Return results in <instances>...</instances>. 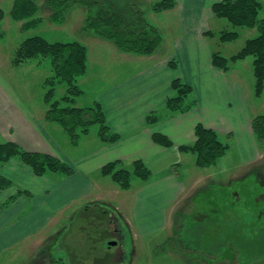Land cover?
I'll use <instances>...</instances> for the list:
<instances>
[{"label": "crops", "instance_id": "1", "mask_svg": "<svg viewBox=\"0 0 264 264\" xmlns=\"http://www.w3.org/2000/svg\"><path fill=\"white\" fill-rule=\"evenodd\" d=\"M175 1L173 10L162 13L166 16L174 13L171 18H178L177 29L168 34L162 25L154 24L163 38L155 55L143 57L124 53L111 42L103 41L114 52L120 53L125 65L118 68L111 81L105 82L104 89L92 102L102 106L110 130L120 136L118 142L104 143L96 135L99 142L91 143V148L75 154L76 157L74 154L67 157L51 139L53 149L42 148V153L53 155L72 167L74 172L71 175L48 172L39 176L18 157L0 164V178L9 185L0 188L1 264L16 260L23 249L32 252L35 258L48 241L56 243L55 236L44 233L59 220V214L73 210L71 224L75 225L74 218L81 207L100 211L107 218L112 212V215L116 214L118 220L127 226L129 238L132 237L131 241L128 240L132 250V245L146 241V236L166 231L170 224L173 226L175 216L183 207V193H191L200 184L194 183L188 191L178 180V169L187 156L179 147L194 144L198 124L216 131L219 138L221 134L227 137L240 135L239 143H248L249 147L258 142L251 127L253 118L247 115L241 76L234 70L228 76L231 69L224 71L213 65L214 51L208 39L214 40L215 36L206 33L213 32L212 24L215 26L214 22L221 20L212 12V6L221 0ZM260 1L264 4V0ZM13 2L0 0V8L11 9ZM171 62L177 64L176 69L170 66ZM82 78V81L89 79L87 74ZM176 79L193 89L190 98L195 105L185 113L167 108L168 99L174 95L172 84ZM29 96L13 91L8 86V78L0 75V144L18 142L26 148L22 143H27L28 137L34 135V142L39 136L50 140L48 133L41 132L44 129L39 123L48 106L46 104L45 110L37 113L32 104L24 101ZM150 116H156L157 121L148 123ZM47 123L53 124L52 135L55 136L60 126ZM155 133L167 136L174 145L166 148L154 143L152 136ZM78 145L72 146L78 148ZM256 157L254 151L246 152L244 161L250 163ZM137 160L148 167L151 177L148 181L137 178L136 185L132 183L129 190L120 189L110 177L102 174V168L110 162L120 161L123 167L131 166L133 170L132 164ZM189 199L186 198V202ZM106 221L101 224L109 231L113 225L106 224ZM85 222L79 226H87ZM126 242L125 239L123 260L118 261L117 246L104 250L94 243L91 254L95 256H87L79 253L76 247L70 249V245H74L71 241H63L57 264H97L101 256H104L103 260L110 258L112 262L107 264H132L135 256L133 253V258L130 257ZM54 254L49 250L40 252V264H54Z\"/></svg>", "mask_w": 264, "mask_h": 264}, {"label": "rangeland", "instance_id": "2", "mask_svg": "<svg viewBox=\"0 0 264 264\" xmlns=\"http://www.w3.org/2000/svg\"><path fill=\"white\" fill-rule=\"evenodd\" d=\"M134 1L145 10L146 19L151 25H162L163 30H166L168 34L171 30L177 29L178 18L176 20L171 18L174 17V13L171 12L166 16L151 10V4L160 0ZM38 2L43 5L45 0H38ZM0 9L6 14L0 24V75L8 78V86L16 93L30 95L28 100L24 101L32 104V109L37 110V113L45 110V93L48 87L44 83L52 73L49 59H37L18 68L13 66L14 49L26 38L39 35L51 42L79 41L87 47L89 58L87 76L89 79L86 81H82V77L78 79L84 94L77 99L79 104L77 106H91L96 94L104 89L105 82L111 81L118 68L125 65L120 53L114 52L107 43L103 42V39L93 32L89 33L84 30L87 14L81 7L74 8L62 25L52 24L48 19L50 12L41 11L38 17L42 18V23L36 27L37 29L30 31L23 29L24 22L12 20L9 7L5 6ZM263 15L262 12L260 17ZM214 24L215 26L212 24V31L215 37L214 40L208 39L209 44L214 52L221 51L226 57L237 54L246 40L257 34L255 30L233 28L226 20H219ZM225 29L239 32V39L232 43L222 44L219 40V32ZM252 61L253 58L249 57L233 64L232 71H229L227 75L231 76L235 71L241 76L246 92L247 115L254 118L264 115V93L260 98L255 96ZM56 89V99H59L65 87L60 85ZM47 122L44 114L39 122L44 132L40 131L43 134L48 133L49 141L39 136L34 142L33 138L36 139L34 135L33 138L28 137L27 143H22L26 144V148L18 142L15 144L27 152H31L30 149L34 148L38 150H32V152L42 153L44 152L41 151L42 148L51 147L53 149L54 145L51 144V139H53L65 156L70 157L74 154L73 156L76 157L75 154L91 148V143L99 142L96 136L99 125L92 126L90 134L82 136L76 148L72 146L68 135L60 130L59 126L57 127L60 129L57 128L55 136L52 135L54 126ZM238 136L220 135L222 142L227 144L229 149L226 155L210 168H198L195 164L196 155L186 154L181 168L178 169V180L184 183L183 187L188 191L193 188L194 183L199 182L200 184L196 190L192 189L191 193H183V207L179 210L178 217L175 216L173 226L170 224L166 231L161 230L154 235L146 236V241H139L138 245H132L131 250L128 240L131 241L132 237L129 238L128 230H125L126 246L130 257L133 258V253L135 256L132 264H245L247 256L251 257L250 259L264 258V141L256 142L253 147H249L248 143H239V139L242 138ZM7 143L10 142L5 144ZM251 151H254L257 157L252 162L246 163L244 154ZM130 167L125 168L131 171ZM136 181L137 178L132 177L134 186ZM187 195L190 199L186 202V198H189ZM119 197L116 196V198ZM127 210L130 214V208ZM74 213L69 209L63 215L59 214V220L45 230L47 231L45 235L56 237V243L52 244L48 241V244L38 251L35 258L32 252L23 249L17 259L8 264H40V252L45 250H49L52 254L55 253L54 264H57L60 260L58 253L62 252L60 248L64 247L63 241H71L74 245H70V249L76 247L79 253L87 254V256L93 255L91 253L94 243L99 246V249L103 247L104 250H108V245L113 242L108 239L105 232L83 233L84 230L79 228L81 222H88L91 215L96 213L95 209L79 208L74 218L75 225L71 224ZM167 214L169 216V213ZM100 217H102L101 221L107 220L103 214H100ZM106 224L109 225L108 221ZM176 231H178L177 234ZM41 235L43 238L44 235ZM235 252L238 254V259L233 257ZM216 256L220 258L216 260ZM103 257L101 256V259ZM101 259L97 264L112 262L110 258L107 260L103 258V261ZM2 262L0 261V264ZM256 264H264V260Z\"/></svg>", "mask_w": 264, "mask_h": 264}, {"label": "trees", "instance_id": "3", "mask_svg": "<svg viewBox=\"0 0 264 264\" xmlns=\"http://www.w3.org/2000/svg\"><path fill=\"white\" fill-rule=\"evenodd\" d=\"M76 7L83 8L87 14L84 30L111 42L121 52L148 57L155 55L163 43L160 30L148 22L145 10L134 0H45L43 5H40L38 0H14L10 16L15 22H24L23 29L30 31L37 29L36 27L42 23V18L38 17L41 11L50 12L48 19L52 24L62 25ZM175 7V0H160L150 6L155 13L170 11ZM212 12L216 19L226 20L233 28L256 31V36L246 40L243 48L231 57L224 56L221 51H215L213 65L229 71L233 64L252 57L255 96L260 98L264 93V15L260 17V14L264 13L263 4L259 0H221L212 6ZM5 15L0 9V24ZM206 35L215 36L213 32ZM238 39L237 31L225 29L219 32L222 44L232 43ZM37 59H49L52 73L44 83L48 87L45 93V102L48 106L45 119L59 125L74 145L82 136L89 135L90 128L94 125L100 127L97 135L102 142H118L120 136L110 130L100 103L77 106L79 105L77 99L84 94L78 79L88 72L87 47L79 41L51 42L42 36L34 35L23 40L14 49L12 64L18 68ZM170 66L173 69L177 68L175 62H171ZM60 85H64V93L56 99V88ZM172 88L174 95L168 99V110L180 113L190 111L195 105L190 98L193 93L192 87L176 79ZM156 121V116L148 118V123ZM251 127L257 141L263 142L264 115L254 117ZM195 136L196 141L193 145H182L179 150L182 153L195 154V164L198 168L207 169L216 165L229 149V146L220 140L216 131L202 124L196 126ZM152 140L166 148L174 145L167 136L160 133L153 134ZM14 157L20 158L39 176L48 172L65 175L74 172L72 167L53 155L27 152L13 142L0 145V164ZM132 167L133 170L130 171L123 167L120 161L110 162L102 168V174L110 177L120 189L129 190L132 186V177L143 181H148L151 177V171L141 160L135 161ZM6 186H9L8 182L0 178V188ZM237 255L235 252L234 259H238ZM219 258L216 256L215 259ZM250 258L247 256L245 264H256L261 259Z\"/></svg>", "mask_w": 264, "mask_h": 264}, {"label": "flooded vegetation", "instance_id": "4", "mask_svg": "<svg viewBox=\"0 0 264 264\" xmlns=\"http://www.w3.org/2000/svg\"><path fill=\"white\" fill-rule=\"evenodd\" d=\"M96 213H93L90 217V219L87 222V226H79L81 230H84L83 233H102L105 232L106 236H108V239L115 243L114 246H117V251H116V258L118 261L123 260V253H124V240L126 239V235H124L125 230L127 229V226L125 225L124 222L119 221L118 218L115 215H112L113 212L110 214V217L107 218L108 223L112 224V228L107 231L104 227H102L103 224H101L102 217H100V214L102 212L96 211ZM94 217V218H92ZM104 218V217H103ZM105 222V221H104ZM100 223V224H99ZM89 230V231H86ZM128 230V229H127ZM82 232V231H81ZM113 239V240H112ZM112 246L111 248H113ZM109 248V246H108ZM233 254V253H232ZM235 255V254H234ZM233 255V256H234ZM261 258V257H259ZM264 260V258H261L259 261Z\"/></svg>", "mask_w": 264, "mask_h": 264}, {"label": "water", "instance_id": "5", "mask_svg": "<svg viewBox=\"0 0 264 264\" xmlns=\"http://www.w3.org/2000/svg\"><path fill=\"white\" fill-rule=\"evenodd\" d=\"M113 246L112 244H109V247Z\"/></svg>", "mask_w": 264, "mask_h": 264}]
</instances>
